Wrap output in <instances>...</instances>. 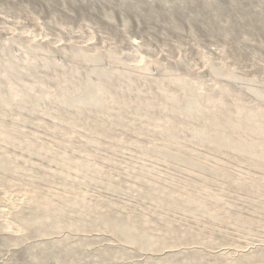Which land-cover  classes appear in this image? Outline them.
<instances>
[{
  "label": "rangeland",
  "instance_id": "rangeland-1",
  "mask_svg": "<svg viewBox=\"0 0 264 264\" xmlns=\"http://www.w3.org/2000/svg\"><path fill=\"white\" fill-rule=\"evenodd\" d=\"M0 264H264V0H0Z\"/></svg>",
  "mask_w": 264,
  "mask_h": 264
}]
</instances>
